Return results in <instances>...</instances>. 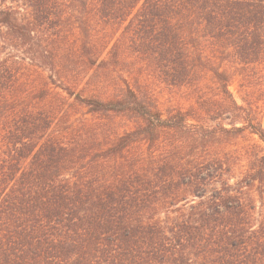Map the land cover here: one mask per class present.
<instances>
[{
	"label": "trees",
	"instance_id": "trees-1",
	"mask_svg": "<svg viewBox=\"0 0 264 264\" xmlns=\"http://www.w3.org/2000/svg\"><path fill=\"white\" fill-rule=\"evenodd\" d=\"M257 66L264 0H0V264H264Z\"/></svg>",
	"mask_w": 264,
	"mask_h": 264
},
{
	"label": "rangeland",
	"instance_id": "rangeland-1",
	"mask_svg": "<svg viewBox=\"0 0 264 264\" xmlns=\"http://www.w3.org/2000/svg\"><path fill=\"white\" fill-rule=\"evenodd\" d=\"M107 51H105L101 58H105ZM88 72H84L82 78L79 79V90L85 88L86 95H96L101 97H107L110 95V90L113 86V78L115 73H104L101 70L96 69H87ZM254 82L252 90L256 93V97L259 98V104L261 106L262 111V125L264 127V69L260 66H257L254 70ZM158 84L155 82V85ZM231 91L233 92L236 99L241 103L242 97L244 94L240 92L239 84L235 83L231 87ZM55 93H61V90L56 86L54 87ZM214 94L213 86L208 84L206 97H210V95ZM201 95L198 94V90L194 88H185V89H175L169 88L163 85H158L155 92V98L159 107L162 110H168L170 108H189L195 101H199L198 98ZM116 124H120L122 126L133 125L134 121L129 118H117L115 121ZM240 146H246L249 144H257L262 147V144L257 136L248 137L247 139L240 140Z\"/></svg>",
	"mask_w": 264,
	"mask_h": 264
}]
</instances>
